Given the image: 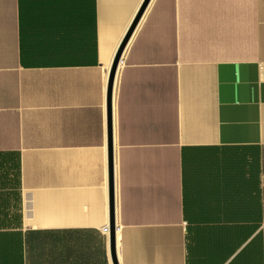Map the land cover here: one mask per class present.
Segmentation results:
<instances>
[{
  "label": "crops",
  "instance_id": "crops-1",
  "mask_svg": "<svg viewBox=\"0 0 264 264\" xmlns=\"http://www.w3.org/2000/svg\"><path fill=\"white\" fill-rule=\"evenodd\" d=\"M145 2L0 0V264H114ZM143 11L118 264H264V0Z\"/></svg>",
  "mask_w": 264,
  "mask_h": 264
},
{
  "label": "water",
  "instance_id": "water-1",
  "mask_svg": "<svg viewBox=\"0 0 264 264\" xmlns=\"http://www.w3.org/2000/svg\"><path fill=\"white\" fill-rule=\"evenodd\" d=\"M150 0H146L138 18L136 19L135 23L132 26V29L129 31L128 35L122 41V45L114 58V63L110 70L109 74V82L107 87V125H108V174H109V206H110V239H111V255H113L114 264H118L117 255H115V246H116V231H117V222H116V214H117V190H116V157H115V141H114V134H115V125H114V88L117 81V71L119 65L121 63V56L127 46V42L135 30V26L143 14V10L146 7Z\"/></svg>",
  "mask_w": 264,
  "mask_h": 264
},
{
  "label": "built area",
  "instance_id": "built-area-1",
  "mask_svg": "<svg viewBox=\"0 0 264 264\" xmlns=\"http://www.w3.org/2000/svg\"><path fill=\"white\" fill-rule=\"evenodd\" d=\"M104 233L110 234V224L103 228Z\"/></svg>",
  "mask_w": 264,
  "mask_h": 264
},
{
  "label": "bare ground",
  "instance_id": "bare-ground-1",
  "mask_svg": "<svg viewBox=\"0 0 264 264\" xmlns=\"http://www.w3.org/2000/svg\"><path fill=\"white\" fill-rule=\"evenodd\" d=\"M114 101H115V97H114ZM114 125H115V116H114ZM118 229V228H117Z\"/></svg>",
  "mask_w": 264,
  "mask_h": 264
}]
</instances>
